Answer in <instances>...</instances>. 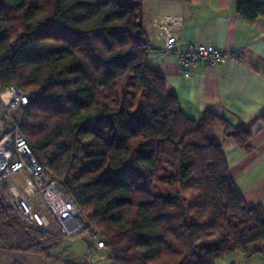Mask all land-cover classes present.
Masks as SVG:
<instances>
[{
	"label": "trees",
	"instance_id": "trees-1",
	"mask_svg": "<svg viewBox=\"0 0 264 264\" xmlns=\"http://www.w3.org/2000/svg\"><path fill=\"white\" fill-rule=\"evenodd\" d=\"M143 3L0 0V86L36 95L23 131L105 236V250L83 236L90 253L107 251L112 264L264 254V208L246 204L216 135L223 127L247 150L250 129L183 112L149 66ZM238 14L264 19V2L241 0ZM64 241L27 228L0 194V251L58 260ZM73 257L64 264H93Z\"/></svg>",
	"mask_w": 264,
	"mask_h": 264
},
{
	"label": "crops",
	"instance_id": "crops-1",
	"mask_svg": "<svg viewBox=\"0 0 264 264\" xmlns=\"http://www.w3.org/2000/svg\"><path fill=\"white\" fill-rule=\"evenodd\" d=\"M240 2L144 0L139 23L150 42L149 66L164 73L188 117L199 121L210 111L234 127L250 129L247 150L228 138L223 127L216 135L246 204L264 208V19L242 18ZM172 36L181 41L183 50L190 43H209L239 59L185 70L174 53L166 52L165 40ZM217 264H264V254L230 255Z\"/></svg>",
	"mask_w": 264,
	"mask_h": 264
},
{
	"label": "built area",
	"instance_id": "built-area-1",
	"mask_svg": "<svg viewBox=\"0 0 264 264\" xmlns=\"http://www.w3.org/2000/svg\"><path fill=\"white\" fill-rule=\"evenodd\" d=\"M181 44L175 36L165 40L166 52L174 53L185 70L239 59L209 43H190L187 50ZM35 98L33 93L0 86V190L27 228L63 239L91 235L97 248L105 250V236L77 206L66 180L43 163L23 131L24 108ZM19 179L25 180L24 185L17 182ZM10 181L16 182V186H10ZM19 189L22 193H16ZM35 202L47 212L36 209Z\"/></svg>",
	"mask_w": 264,
	"mask_h": 264
},
{
	"label": "rangeland",
	"instance_id": "rangeland-1",
	"mask_svg": "<svg viewBox=\"0 0 264 264\" xmlns=\"http://www.w3.org/2000/svg\"><path fill=\"white\" fill-rule=\"evenodd\" d=\"M1 107V104H0ZM17 182L22 186L24 185L25 180L19 179ZM16 182L10 181V186H16ZM16 193H22V190L16 191ZM0 194L4 196V192L0 190ZM9 201V200H8ZM33 206L36 209H41L43 212H47V209L40 205L39 203H33ZM86 237H75L71 239H65V244L68 245L70 249L64 250L60 249L56 251L53 255L59 258L58 260L53 257V259H47L40 256L28 255L25 253L19 252H6L0 251V264H64L66 261H69L70 255H74L76 262H90L93 264H112L111 256L106 251L104 252H94L90 253L86 244ZM70 254V255H69ZM82 255H87L84 259H79ZM76 257V258H75Z\"/></svg>",
	"mask_w": 264,
	"mask_h": 264
}]
</instances>
